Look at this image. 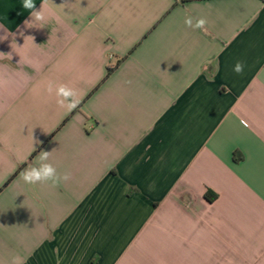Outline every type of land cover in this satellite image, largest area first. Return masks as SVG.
<instances>
[{
    "label": "crops",
    "instance_id": "crops-1",
    "mask_svg": "<svg viewBox=\"0 0 264 264\" xmlns=\"http://www.w3.org/2000/svg\"><path fill=\"white\" fill-rule=\"evenodd\" d=\"M34 3L0 0V264H264V0Z\"/></svg>",
    "mask_w": 264,
    "mask_h": 264
},
{
    "label": "clouds",
    "instance_id": "clouds-1",
    "mask_svg": "<svg viewBox=\"0 0 264 264\" xmlns=\"http://www.w3.org/2000/svg\"><path fill=\"white\" fill-rule=\"evenodd\" d=\"M22 6L23 9L30 10L37 20H44L42 11L36 10L34 0H23ZM184 23L187 27L207 31L206 25L208 21L206 18H198L195 24H193V17L189 16L185 18ZM244 67L245 65L242 61H237L233 67V71L237 74H242ZM46 90L49 95L55 93L57 98L56 102L60 107L66 106L69 110H73L80 103L77 98V92L67 85L61 84L59 86H54L53 83L49 82ZM34 143H39V141H34ZM49 155L50 152L41 151L37 157L40 161L39 165L26 168L21 173V178L24 183L29 185L50 184L52 187H58L61 183L67 182L71 178L70 173L64 172L61 174L57 171L55 166L46 162L49 159ZM54 252L58 253V249H54ZM12 264H22L21 258L14 257ZM57 264H60L59 259H57Z\"/></svg>",
    "mask_w": 264,
    "mask_h": 264
},
{
    "label": "trees",
    "instance_id": "trees-1",
    "mask_svg": "<svg viewBox=\"0 0 264 264\" xmlns=\"http://www.w3.org/2000/svg\"><path fill=\"white\" fill-rule=\"evenodd\" d=\"M112 71H113V69H112V68H109V69H108V75H109Z\"/></svg>",
    "mask_w": 264,
    "mask_h": 264
}]
</instances>
